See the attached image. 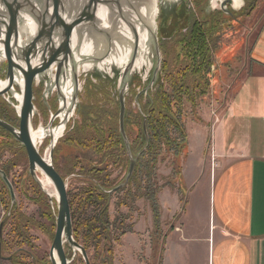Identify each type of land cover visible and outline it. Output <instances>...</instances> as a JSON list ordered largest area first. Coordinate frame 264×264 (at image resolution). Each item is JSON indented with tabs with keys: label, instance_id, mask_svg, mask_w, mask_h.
I'll return each instance as SVG.
<instances>
[{
	"label": "rangeland",
	"instance_id": "obj_1",
	"mask_svg": "<svg viewBox=\"0 0 264 264\" xmlns=\"http://www.w3.org/2000/svg\"><path fill=\"white\" fill-rule=\"evenodd\" d=\"M157 10V15L150 22L153 28L154 24L156 26L157 41L153 37L150 41L149 35L147 47L140 56L142 61L131 70L126 80L122 78L129 60H125L126 55L123 56L122 49L112 54L111 63L102 68L96 65L88 70L79 68V90L77 95L74 93L75 99L71 100L69 112L75 104L76 110L65 122L66 129L63 128L59 133L61 135L65 132L59 137L53 158L56 170L67 183L69 203L72 195L80 193L90 183L95 187V193L100 191L99 182L106 186H103L102 191L109 196V206L104 219L108 218L110 224H113V263L116 254L122 264H157L155 257L158 254L154 251V233L157 229L154 225L153 206H157L160 216H168L164 233L170 229L173 217L179 214L178 210H182V213L184 211L186 198L183 188H187L189 192L192 190L191 185L186 183L185 174L199 179L208 164L211 172L218 164L213 141L218 147L221 139L213 140V125L223 116L227 103L241 86L245 78L244 71L242 74L241 71L264 23V0H234L229 7L230 12L221 10L219 0H158ZM113 23L116 31L117 19ZM192 30L194 33L191 37L194 35L195 38L186 44L183 38L188 37ZM94 33L97 35H91L107 38L99 32ZM121 36L123 39L124 36ZM109 39L114 42V38ZM158 44L160 55L156 47ZM121 46L128 53L125 39ZM110 53L111 51L107 55ZM6 74L7 62L0 58V80H5ZM21 89L19 85H15V89L9 91L6 98H0V118L15 127L20 124L16 95L22 94ZM34 90L35 115L32 118V129L42 130L44 133L40 134L42 139L39 140L42 143L39 149L45 156V152L50 149L51 138L45 130L50 126L52 115L60 110L61 96L52 74L48 73L42 75ZM122 90L126 93L127 143L124 138H111L109 132V129H114L115 134L123 136L119 129V96ZM60 118L55 119L53 128L61 125ZM7 132L0 127V163L10 161L6 165L16 195V202L12 207L22 215L23 221L33 219L42 225H30L26 230L23 226L22 232L17 233L14 229L15 219L7 221L3 225L2 237L0 236V264H48L56 232L58 203L57 197L50 194L51 197L48 198L46 191L49 193L51 189L56 190L54 185L45 189L42 182L44 175L41 172H37L36 177L41 181L36 182L38 186L33 187L25 147L22 148L15 137L9 136ZM231 141L232 138H227V145ZM5 142L11 143L13 147L6 146ZM111 147L112 151L119 152L123 149L129 168L133 164L131 176H126L130 183L129 205H119L121 202L118 199L123 193L117 195L118 190L111 191L108 188L111 169L107 164L106 154ZM97 157L98 164L89 160ZM88 163L92 166L96 164L102 170L96 180L88 171L90 167L86 170L87 175L78 174L82 173L81 167ZM3 182L0 176V225L10 211L12 202L10 190ZM155 183L157 193L152 203ZM38 187L45 193V202H48L45 208L38 200ZM80 195L76 206L87 199L84 193ZM50 210L55 216V223L48 214ZM96 215L97 208L94 207L86 212L84 218ZM122 220L125 222L121 223ZM123 230L134 233L130 239L137 244H125V241L122 243L126 234L121 236ZM118 234L121 238L116 240ZM3 241L6 242L4 251ZM138 243L141 244L140 250ZM116 246H119L118 255ZM121 246L123 249H120ZM19 247L27 253L18 254L17 262L12 256ZM65 249L68 255L69 252L74 254L68 243L65 244ZM158 250L156 248L157 253ZM102 251L103 243L100 258L102 253L106 254ZM90 252L95 255L94 248ZM30 253L34 255V259L30 258ZM80 255L77 251L76 264H86Z\"/></svg>",
	"mask_w": 264,
	"mask_h": 264
},
{
	"label": "crops",
	"instance_id": "obj_2",
	"mask_svg": "<svg viewBox=\"0 0 264 264\" xmlns=\"http://www.w3.org/2000/svg\"><path fill=\"white\" fill-rule=\"evenodd\" d=\"M243 71L241 86L213 125V140L221 139L218 147L213 141L218 164L212 172L208 164L199 179L185 174L192 190L183 188L184 211L164 233L169 219L160 216L157 264H264V23ZM227 138L233 139L228 145ZM134 235L126 233L122 243L137 244ZM113 264H122L116 254Z\"/></svg>",
	"mask_w": 264,
	"mask_h": 264
},
{
	"label": "water",
	"instance_id": "obj_3",
	"mask_svg": "<svg viewBox=\"0 0 264 264\" xmlns=\"http://www.w3.org/2000/svg\"><path fill=\"white\" fill-rule=\"evenodd\" d=\"M68 1L69 0H0V58L5 59L7 62L8 80L7 88H0V96H4L9 90H13L15 84L20 86L18 79L23 80V100L20 111L18 110L20 117L19 130L17 127L1 118L0 126L13 134L25 147L29 161V171L34 179L37 177L38 169H40L47 175L56 189L58 213L56 232L50 249L51 263H70V258L65 249V243H68L70 248L74 251L72 259L75 258V249H78L86 264H91L86 249L74 238L67 183L55 169L52 158H50V161L46 160L35 147L31 137L32 118L35 110L33 84L36 82L37 77L46 74L49 70L52 71V69H55L53 78L54 83L59 95L64 101L66 99L61 90V84L67 80V74L70 72V76L72 75L75 81V92L77 95V91L79 90V68L82 64L77 62L75 59V51L73 52L74 48L72 43L75 31H78L79 38L82 37L81 34L86 31L90 35L96 34L94 32H99L107 36L108 39L113 38V34L109 31L103 32L98 23V6L103 4L109 6L111 10L114 8L123 10L121 2L125 0H75L73 7L70 8L71 10H67L66 4ZM129 5L132 6V3L129 2ZM24 14L29 15L37 25V32L27 44L20 43V26ZM134 32V34H137L136 31ZM2 33L5 34L4 38L2 37ZM91 37L96 36L91 35ZM153 38L156 42L157 39L155 34ZM109 41L113 44V40L109 39ZM78 44L81 45L80 43ZM156 47L160 55L159 44ZM139 49L140 40H138L134 46L132 57L124 68L122 80H126L131 70L135 68ZM105 56L106 55H104V57ZM107 57L108 55L106 58ZM37 59L39 60L37 61ZM83 59L100 61L99 58L87 56ZM125 94L124 90L120 93V127L124 137L126 111ZM61 110L62 107L59 111ZM132 171L133 164L131 165L129 176H131ZM0 175L10 190L12 208L16 202L14 187L7 173L1 168ZM36 181L38 183L40 182L38 178H36ZM4 223L5 221L0 225L1 237ZM55 253L58 260L55 257Z\"/></svg>",
	"mask_w": 264,
	"mask_h": 264
},
{
	"label": "bare ground",
	"instance_id": "obj_4",
	"mask_svg": "<svg viewBox=\"0 0 264 264\" xmlns=\"http://www.w3.org/2000/svg\"><path fill=\"white\" fill-rule=\"evenodd\" d=\"M74 2H75V0H69L67 2V4H66L67 10H71L70 8L73 7ZM129 2L132 3V6L129 5ZM121 6H122L123 10H119V8H114L111 10V8L109 6L100 4L98 6V11H97L98 23H99L102 31L103 32L109 31L114 35L113 36V38H114L113 43L114 44H112L109 41V39L105 38V37H99V38L98 37H91V35L87 31L84 32L83 34H81L82 37L79 38L78 31L77 30L75 31L74 37H73V43H72L73 48H74L73 52L75 51V59L77 60V62L82 64L80 66L81 68L88 70V69H90V67H92L94 65H96L99 68L100 67L102 68L103 66L110 64L111 60H112L111 55L121 51V49H122L121 52L122 53L124 52L123 56L126 55L125 60L126 59L129 60L132 57L134 46L136 45L138 40H140V49H139V55H138L135 67L137 66L138 62L142 61V58L140 56L143 54L144 49L147 47V43L149 42V35H150V41H151V38L155 34V27L156 26L154 24V28H153V26H151L150 22H151V19L155 18V16L157 15L158 0H128V1L125 0V1L121 2ZM135 9H136V11H135ZM114 19H117L116 31H115V26L113 23ZM36 26L37 25H36L35 21L29 15H27V14L23 15L22 24L20 26V43L21 44H27L31 40V38L37 32ZM134 31H136L137 34H134L135 33ZM121 35L124 36L123 39H122ZM4 36H5V34L2 33L3 38H4ZM129 37H130V41H129ZM103 38H105V39H103ZM124 39H125V42H127V44H128V47H127L128 53L121 46V42ZM78 43H80L81 45H79ZM111 44L113 45V48H111ZM77 45H79V46H77ZM129 46L131 48H129ZM110 51H111V53L106 58L108 52H110ZM122 53H121V55H122ZM104 55H106V56L104 57ZM86 56L99 58L100 61L98 62V61H92V60L90 61V60L83 59ZM2 60L5 61V59H2ZM38 60L39 59H37V61ZM85 61H87V62H85ZM47 73L48 74L51 73L52 78H54L55 69H52V71L49 70ZM67 75H68L67 80L64 81L63 84H61V90L63 91V93L65 95V99H66L63 101V99L61 98L63 106L60 105L62 107V112H61L60 116L63 119V122H62L61 127L55 129V138L59 137V135H60L59 133L64 128V120L67 118V111L70 109V107L72 105L71 100L74 98V93H75V88H76L73 76L72 75L70 76V72H68ZM41 77L42 76L37 77L36 82L33 85H36L37 83H39V80L41 79ZM72 80L74 81V84H73ZM7 83H8V80H7ZM18 83H19V79H18ZM7 86H8V84H7ZM7 86L5 85V87H1V88H7ZM33 88H34V86H33ZM31 128H32V126H31ZM42 133H43L42 130L34 131V129H32V132H31V137H32L33 143H34L35 147L38 149V151H39L40 144L42 143V140H39V139H42V138H40V134H42ZM125 137H126V132H125ZM49 154H50L49 152L46 153L47 157L43 156L42 154L41 155L46 160L50 161V158H49L50 155ZM37 172H41L44 175L42 182L44 183L45 189H49L51 186L53 187V183L47 177L46 174H44L40 169H38ZM51 190L49 191V194H51V195L54 194L57 197V192L54 190H52V191ZM67 191H68V188H67ZM77 251L79 252L78 249H75V255H76ZM73 256H74V254H73ZM73 256H72V258H73ZM55 257L58 260L56 253H55ZM72 258H70V263L74 260Z\"/></svg>",
	"mask_w": 264,
	"mask_h": 264
},
{
	"label": "trees",
	"instance_id": "obj_5",
	"mask_svg": "<svg viewBox=\"0 0 264 264\" xmlns=\"http://www.w3.org/2000/svg\"><path fill=\"white\" fill-rule=\"evenodd\" d=\"M213 31V30H212ZM194 33V31H190V35L186 38H183L184 42L186 44L189 43V41L191 39H193V37L195 38V36L193 35L191 37V35ZM206 33V32H205ZM182 35H180V37H182ZM209 59V58H208ZM120 103V102H119ZM126 124V122H125ZM3 129V128H2ZM3 131L5 132L6 130L3 129ZM6 134H8L9 136H11V134L9 132H7ZM13 137V136H11ZM120 138H122V136L120 135ZM16 139V138H15ZM16 141L19 143V145L23 148L24 146L16 139ZM6 143V146H12L13 145L11 143ZM100 155V153H99ZM90 160V159H89ZM10 164V161L1 164L0 163V168L5 171L7 173V175H9V168L7 167V165ZM90 166V163H88V165L81 167L82 173H78V174H85L87 175V169ZM91 175V173H90ZM1 176V175H0ZM9 177V176H8ZM2 178V177H1ZM91 178V177H90ZM33 178L31 177V180ZM35 180V179H33ZM33 187L38 186L37 185V181H33ZM4 181V180H3ZM4 183V182H3ZM96 185V184H95ZM100 185V191L98 190L97 193H95V187L93 186L92 183H90L88 185V187L83 188L82 191L80 193H84L86 195V200L83 204H80L79 206L77 205L76 200L80 199V193L74 194L72 195V199H71V210H72V223H73V234H74V238L77 242H79L87 251L88 256L90 258L91 264H113V256H112V251H113V237H112V225L110 224V221L108 220V218L105 220L104 219V215L106 214V212L108 211V203H109V196L104 193L102 190L104 187L106 186H102L99 182ZM4 188L7 187L4 184ZM108 190V188H107ZM154 190V189H153ZM152 190V191H153ZM38 193H40V199L39 202L41 204H44L45 208V204L48 205V202H45V193H43L39 187H38ZM156 193L157 190L153 191V195H152V203H154V200L156 198ZM135 196V195H134ZM133 196V197H134ZM85 198V197H83ZM128 196H125V200H124V204L128 203ZM12 203V202H11ZM121 204H123V202L121 201ZM11 207V206H10ZM97 208V215L96 216H91L89 218H84L86 212L90 209V208ZM154 207V222L157 225V227H155L156 229L159 226V220H160V214L157 212V206H153ZM50 209V206L49 208ZM49 211V210H48ZM10 213V215H9ZM50 214V219L52 220V222L54 221L55 223V216H53L51 210L48 213ZM11 218L15 219L14 222V229L17 233H21L23 230V226H24V230L29 229V226L32 225L33 227H37L38 225H42L39 222L34 221L33 219H27V221H23L22 215L20 213L17 212L16 208L12 207L10 209V211H8L7 215L4 218V226L7 224V221H9ZM126 218V217H124ZM108 220V221H107ZM107 221V222H106ZM125 221L122 220L121 223H124ZM116 223V221L114 222ZM54 225V224H52ZM116 225V224H115ZM44 226V224H43ZM118 229H120L118 227ZM127 231L123 230L121 236H123ZM121 237L118 234L116 236V240H119ZM103 243V251L106 252V254L102 253V257L100 258L99 256V252L101 254V246ZM6 248V242L3 241V245H2V251H4V249ZM91 248H94L95 251V255H92V253L90 252ZM102 251V252H103ZM26 250H24L22 247H19L16 251H15V258L14 255L12 256V259H16L17 262L18 261V254H26ZM70 258H72V253L69 252L68 255ZM96 256V257H95ZM82 257V256H81ZM30 258L34 259V255L32 253H30ZM50 262L48 264H52L51 260H49ZM77 263V259L74 258L73 262L71 264H76Z\"/></svg>",
	"mask_w": 264,
	"mask_h": 264
},
{
	"label": "flooded vegetation",
	"instance_id": "obj_6",
	"mask_svg": "<svg viewBox=\"0 0 264 264\" xmlns=\"http://www.w3.org/2000/svg\"><path fill=\"white\" fill-rule=\"evenodd\" d=\"M220 1V6H221V10H224V11H226V12H230V10H229V7H231L232 5H233V3H234V0H219ZM7 75V74H6ZM6 78H7V76H6ZM5 82V83H4ZM0 88L1 87H5V85L7 86V79H5V80H0ZM19 84H20V86H21V88H22V86H23V80L22 79H19ZM38 84V83H37ZM16 85V84H15ZM15 85L13 86V90L15 89ZM34 88H35V85H34ZM33 88V89H34ZM9 91H12V90H9ZM35 91V90H34ZM21 92H22V89H21ZM7 94H9V92L8 93H6L3 97L4 98H6V95ZM34 95H35V93H34ZM17 97H16V99H17V101H19V105L17 106V110H19V108H20V106H21V102H22V99H23V92H22V94H17L16 95ZM0 98H2V96H0ZM119 98H120V96H119ZM5 100V99H4ZM126 100V99H125ZM34 101H35V96H34ZM119 102H120V99H119ZM76 103H77V101H76ZM61 106H63V104H62V100H61ZM61 106H60V108H61ZM59 108V109H60ZM9 110V109H8ZM76 110V104L73 106V108H72V110H71V112H69V110L67 111V118L64 120V126H65V122L67 121V119L69 120V117H70V115H71V113H73L74 111ZM20 111V110H19ZM61 112H62V110L61 111H57L55 114H53L52 115V119H51V123H50V126H49V128L47 129V130H45V132H48V134H49V136H51V138H49L50 139V149H48L46 152H45V157H47L46 156V153L47 152H49L50 154V156H49V158H52V161H53V164H54V154H55V152H56V144L58 143V141H59V137H61V136H63L64 134H65V132H64V134L62 133L58 138H55V129H57V128H53V125H54V121H55V119L56 118H60L61 116H60V114H61ZM75 113V112H74ZM34 115H35V113H34ZM33 115V116H34ZM61 119V122H63V119L62 118H60ZM19 126H20V124H19ZM19 126H16L18 129H19ZM62 126V123H61V125L59 126V127H61ZM1 127V126H0ZM58 127V128H59ZM3 128V127H2ZM143 128H145V127H143ZM4 129V128H3ZM66 128L64 127V130H65ZM119 129L121 130V127H120V118H119ZM6 130V129H5ZM7 131V130H6ZM9 132V131H8ZM31 132H32V128H31ZM109 132H110V135H111V138H120V136L119 135H117V134H115V130L114 129H109ZM125 132H126V124H125ZM10 133V132H9ZM121 133H122V131H121ZM11 134V133H10ZM12 136H14L13 134H11ZM15 137V136H14ZM126 137L128 138V136H127V134H126ZM75 138V137H74ZM122 138H124V140L126 141L125 143H127L128 142V140H126L127 138H125L124 136H122ZM45 140H46V137H45ZM123 145V144H122ZM122 145H120L121 147H122ZM126 145V144H125ZM123 148V147H122ZM26 150V149H25ZM39 151H40V149H39ZM40 153H41V151H40ZM96 153H98V152H96ZM42 154V153H41ZM43 155V154H42ZM44 156V155H43ZM28 157V156H27ZM126 155H125V151H123V149H122V151H112V147L110 148V152H108L107 154H106V159H107V164H108V166H109V168L111 169V171H109V174H108V177L110 178V182H109V184H110V187H108L111 191H117L118 193H117V195H120V194H122L123 193V196L121 197V198H119L118 200L121 202H123V204H120L119 203V205H121V206H125V205H129V203H127V204H124V200H125V196L127 195L128 197H129V187H130V183H129V181L127 180V178H126V176L129 174V171H130V168H129V166L127 165L128 163H127V161H126ZM90 161L93 163H97L98 162V157L96 158V159H94V158H90ZM28 164H29V161H28ZM98 164V163H97ZM55 166V165H54ZM90 168L91 169H89L88 171H89V173H91V176L92 177H94L95 178V180H96V178H97V175H98V173L99 172H101L102 170H100V169H98L99 167L98 166H96V164L94 165V166H92L91 164H90ZM55 169H56V167H55ZM62 173V172H61ZM60 174V173H59ZM94 174V175H93ZM61 175V174H60ZM80 176H82V175H80ZM32 177V175L30 174V177L29 178H31ZM33 178V177H32ZM109 178H107V180L109 181ZM34 179V178H33ZM32 179V180H33ZM89 179L90 180H92L90 177H89ZM65 180V179H64ZM33 181H35V180H33ZM36 182V181H35ZM123 185V186H122ZM120 186H122L121 188H119ZM154 186V190H157L155 187H156V183H155V185H153ZM46 191V190H45ZM122 192V193H121ZM46 193L48 194H46L47 196H48V198H50L51 196H50V194L46 191ZM118 205V206H119ZM108 206H109V203H108ZM116 217V216H115ZM80 256H82V255H80ZM9 258V257H8ZM75 258H76V255H75ZM73 262V261H72ZM71 262V263H72ZM70 263V264H71Z\"/></svg>",
	"mask_w": 264,
	"mask_h": 264
}]
</instances>
